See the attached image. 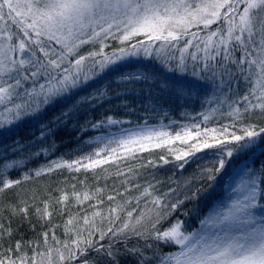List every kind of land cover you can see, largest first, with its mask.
I'll list each match as a JSON object with an SVG mask.
<instances>
[{
    "label": "snow or ice",
    "instance_id": "snow-or-ice-1",
    "mask_svg": "<svg viewBox=\"0 0 264 264\" xmlns=\"http://www.w3.org/2000/svg\"><path fill=\"white\" fill-rule=\"evenodd\" d=\"M109 40L119 46L111 48ZM85 46L90 47L82 53ZM137 101L153 111L174 103L215 105L201 113L205 121L226 104L232 123L202 132L193 125L174 136L122 129L120 135L94 137L103 147L88 155L52 160L10 177L28 160L51 154L55 142L44 147V141L81 113L106 103L105 112H112ZM56 103L65 107L40 124L35 141L14 140L10 149L0 150V194L59 169L89 170L135 159L150 146L177 140L188 146L175 155L183 161L179 169L206 149L213 150L211 166L173 180L177 186L165 192H159V181L130 184L132 177L120 171L124 191L107 195L113 203L103 213V189L60 190L57 214L68 213L62 224L51 223L50 200L34 209L49 224L40 234L46 250L29 242V254L19 240L5 248L13 229L0 223V264H122L129 258L132 264H264V162L258 168L249 163L257 151L264 155V123L255 122L264 120V0H0V133L13 131L25 118L39 120ZM121 123L103 114L75 130L103 131ZM36 143L38 150L29 151ZM230 166L235 183L228 202L214 201L203 215L197 203L195 227L181 219L188 216L184 205L207 199ZM118 196L124 199L117 201ZM70 198L77 205L94 200L91 215L83 209V215L71 213ZM8 207L31 223L26 205ZM105 220L106 229L100 227ZM57 228L65 239L56 235Z\"/></svg>",
    "mask_w": 264,
    "mask_h": 264
},
{
    "label": "trees",
    "instance_id": "trees-1",
    "mask_svg": "<svg viewBox=\"0 0 264 264\" xmlns=\"http://www.w3.org/2000/svg\"><path fill=\"white\" fill-rule=\"evenodd\" d=\"M211 27L215 28L216 25ZM107 43H109L111 48L119 46V42L115 40H109ZM89 47L90 46H85L81 49V52L83 53ZM109 50L110 49H106V51ZM239 92L240 94L245 92L243 83L240 85ZM111 103L112 105H116L118 101L113 100ZM63 107H65L64 104L56 103L52 108H47L39 120L25 118L18 123L13 131L0 133V150H3L5 146H8L10 149L14 140H20L26 145H28L30 141H35L39 136L40 124L47 123L53 116L59 115ZM109 107V104L106 103L103 107H98L94 111L81 113L77 120H70L67 126L59 128L52 137L44 141V147L55 142L56 147L51 154L40 155L28 160L24 168L19 171L11 172L10 177L13 179L19 178L22 172L41 167L52 160L60 159L69 152V150L98 135L131 127L156 124L158 120H162L164 123L178 122L200 124L203 128L209 129H220L232 123L231 118L227 115L228 108L226 104L215 113L209 115L207 121L203 119L201 113L207 112L208 108L212 107L208 105L204 108H201L198 104H189L181 107L174 103L171 106L165 105L163 108H157L154 112L150 107H146V103L137 101L136 103L130 104L128 108L119 107L116 108L115 111L106 113L105 110ZM157 111L161 113H157ZM103 114L113 115L114 118L123 121V123L111 126L110 129L106 128L103 131L89 129L81 133L75 130L78 125L85 123L86 119H99ZM255 122L264 123V120L257 118ZM231 130L232 129H230V131ZM192 142L193 141H189V143ZM40 146L39 143L30 145L28 150L37 151ZM187 147V144L175 142L159 148L155 147L143 152H138L136 153L135 159L115 160L89 170L82 168L79 171H70L67 168H63L50 174L33 177L27 181H23L21 184L0 194V223H3L5 228L9 227L10 223L13 229L10 240L5 238L3 241L4 247L7 248L9 243L14 244L19 240L24 245L23 250L28 251L29 254H31V248L28 247L29 242H36L40 245V250H46L43 238L40 234L47 230L49 224L39 220L34 215V209L36 207H41L44 200H50L53 203L51 223L62 224L68 213H65L64 216L57 214L56 210L59 208V205L55 204V198L60 195V190L71 193L73 190L80 192L84 190L94 191L96 188L103 189L104 191L100 194V198L104 200V203L99 206V209L103 213L106 212L108 206L113 203L107 200V195L114 194L116 191H124L125 185L122 182L125 180V176L118 175L120 171L132 177L129 181L130 184L139 183L143 186L146 181H151L152 183L159 181L160 183L157 184L159 192H165L169 187L177 186L175 183H172L173 180H181L182 177L190 176L201 168L211 166V163L205 165L198 163L202 159L212 157L213 150L206 149L195 152L192 156L187 157L185 167L182 170L179 169L177 166L183 163V161L175 160V155L185 151ZM8 154L11 158L12 154L10 151ZM17 155L20 154L18 153ZM162 156L168 163H164L163 160H161ZM149 161L152 163L150 164ZM235 163H239V161H235ZM129 168L133 171L128 172ZM232 171L233 169L230 166L218 177L216 188L207 199L202 197L198 202L186 203L184 208L188 211V216H182L181 219L185 220L186 223L191 224L193 227L197 226V203L199 204L200 214L203 215L209 210L210 206L214 205L213 202L218 200L217 198L222 199L226 181ZM73 186H75V189H73ZM137 191L138 190H134L126 195H135ZM123 199L124 197L122 196L117 197V201H122ZM68 203L71 206V213H80L83 215L85 214V212L82 211L83 209L87 214L91 215L93 209L89 207V205L95 203V201H88L83 205H77L74 200L70 198ZM9 205H15L17 208L26 205L29 209V220L31 223H29L28 220H24L23 216L12 215L9 211ZM132 207H135V204L130 205L129 210H131ZM121 216L123 218V213H121ZM118 223L119 222H117V224ZM108 226L107 220L100 225V227L104 229ZM56 235L62 240L65 239L62 228L56 229ZM68 239H71V237H68ZM49 241L51 242V234L49 235ZM122 264H132V261L130 258L126 261L122 260Z\"/></svg>",
    "mask_w": 264,
    "mask_h": 264
},
{
    "label": "rangeland",
    "instance_id": "rangeland-1",
    "mask_svg": "<svg viewBox=\"0 0 264 264\" xmlns=\"http://www.w3.org/2000/svg\"><path fill=\"white\" fill-rule=\"evenodd\" d=\"M214 25H212V26H214ZM236 55L239 56L240 53H236ZM55 105L56 104H53V105L49 106L48 108H52ZM211 106L216 107L215 105H211ZM159 112L160 111H157V113H159ZM157 113H154V114H157ZM162 114H164V113H162ZM193 125H199V128L197 129L198 131L202 132L204 129L200 124L178 123V122L164 123V122H162V120L161 121L158 120V121H156V124H151V125H147V126H139V127H131V128H128L127 130L129 132H147L149 130H151V131H165V132H168L170 135L174 136L176 133L181 132L185 128H190ZM111 134L120 135L121 130L111 132ZM102 135H105V134H102ZM102 135H98V136H102ZM98 136H96V137H98ZM175 142H180V141L177 140ZM175 142H173V143H175ZM154 143L155 142H153V144ZM170 144H172V143H170ZM98 147H103V145L96 142L93 138V139L87 140L86 142H84V143L74 147L73 149L69 150V152H67L62 158L64 160H75L77 158L83 157L85 155H88V154L94 152L95 150H97ZM151 148H155V147L150 146L149 149H151ZM139 152H143V151H139ZM261 162H264V155H260L259 151H257L256 155L249 161L250 164H252L254 167H257V168L259 167ZM198 163L203 164V165L208 164V163H212V157L202 159ZM234 183H235V176H234V173L232 171L230 173L227 181H226V184L224 187V192L222 194L223 197H222V199L216 200L215 201L216 203H225L226 204L228 202V190Z\"/></svg>",
    "mask_w": 264,
    "mask_h": 264
}]
</instances>
